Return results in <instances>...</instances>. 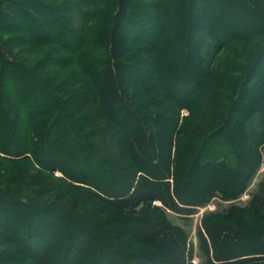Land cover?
I'll list each match as a JSON object with an SVG mask.
<instances>
[{"label":"trees","instance_id":"obj_1","mask_svg":"<svg viewBox=\"0 0 264 264\" xmlns=\"http://www.w3.org/2000/svg\"><path fill=\"white\" fill-rule=\"evenodd\" d=\"M262 148L264 0H0V264H186L166 210L236 198Z\"/></svg>","mask_w":264,"mask_h":264},{"label":"rangeland","instance_id":"obj_2","mask_svg":"<svg viewBox=\"0 0 264 264\" xmlns=\"http://www.w3.org/2000/svg\"><path fill=\"white\" fill-rule=\"evenodd\" d=\"M78 6V2L73 5V11H77L76 14H74V12L70 13L74 14L75 17L78 16ZM8 35L9 34L3 36V39L7 38ZM78 39L79 37L77 38V40ZM23 46L24 45L17 46V48H15V50L13 51L17 53L16 49H24ZM41 51L42 50L33 52L30 56L31 59H34V61L40 60L42 58V55L36 54H40L38 52ZM6 54L9 57V54ZM20 55L27 57V55L29 54L21 53ZM200 56L203 57V54H200ZM214 62H216V59ZM213 67H215V65H213ZM181 114H187V110L182 109ZM23 125H25L24 122ZM19 126L23 127L22 125ZM22 130L23 129L20 128L19 131ZM261 154L262 159L259 166L252 174L246 188L236 198L225 200L220 196H212L208 200V202L203 205L189 206L188 208H185L186 210L184 209L178 212L166 210L167 218L170 220V222L182 228L186 234V245L184 250L186 264H209L207 261H209L210 258L213 259L211 260L212 263L210 264H264V229L261 228L255 230L253 233L246 234L243 236V238L239 239V243L243 245H240L238 247L235 245L233 246L232 244L231 246H228L226 245V243H221L225 248H223L222 245L221 248H219L220 257L212 256V246L209 252L210 257L203 252L200 246L201 235L206 236L205 229L203 227V220L205 218H210L212 220L216 219V221H221L224 225H229L231 227H253L251 224L255 221H259L257 218L260 215V212L264 211V207L253 203V196L258 190L259 183L264 179L263 148L261 149ZM56 175H59V172H57ZM8 176V179H12L11 182H14L13 178L16 177V175L11 176L10 173ZM2 184L4 186L6 185V182H2ZM72 192H75V194H77L76 191H68L69 194H73ZM153 203L155 205H161V202L159 200H156ZM228 212L229 217L220 216L225 215ZM1 264L11 263L3 262Z\"/></svg>","mask_w":264,"mask_h":264}]
</instances>
